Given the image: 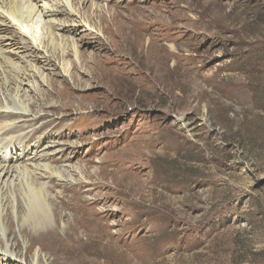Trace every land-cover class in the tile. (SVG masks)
I'll use <instances>...</instances> for the list:
<instances>
[{
    "label": "rangeland",
    "instance_id": "374dc122",
    "mask_svg": "<svg viewBox=\"0 0 264 264\" xmlns=\"http://www.w3.org/2000/svg\"><path fill=\"white\" fill-rule=\"evenodd\" d=\"M79 9L68 76L44 71L32 121L0 115V141L7 123L33 135L10 157L74 172L51 183L56 226L12 225L23 261L0 264L37 247L46 264H264V0ZM109 33L116 52L90 49Z\"/></svg>",
    "mask_w": 264,
    "mask_h": 264
},
{
    "label": "bare ground",
    "instance_id": "6f19581e",
    "mask_svg": "<svg viewBox=\"0 0 264 264\" xmlns=\"http://www.w3.org/2000/svg\"><path fill=\"white\" fill-rule=\"evenodd\" d=\"M86 1L0 0V115L4 113L12 119L25 117L32 121V117L38 114L35 113L37 105H40L36 96L40 87L48 85L44 71L49 75L56 67L60 75L68 76V54L70 52L76 61V40L82 39L87 29L85 25L90 23L79 9L80 3ZM108 36L105 42L103 39L97 41L90 49L116 52L113 48L115 40L110 33ZM4 128L3 132L11 135L0 141V260L22 262L23 254L16 252L13 237L9 236L11 226L21 237L24 226L35 231L36 235L56 226L55 211L60 205L55 208L52 203L55 195L51 183L53 180L70 181L74 172L64 169L68 179L63 180L60 170L40 162L44 154L39 155L36 151L31 157L24 158L25 151L22 150L15 157H10L9 153L16 145L23 147L25 141L33 139V135L24 137L20 132L12 135L17 128L15 124L7 123ZM3 143L8 146L1 151ZM50 233L48 230L46 235ZM24 245L25 249L29 246L31 253L33 245L27 242ZM44 257L37 247L29 257V264H46Z\"/></svg>",
    "mask_w": 264,
    "mask_h": 264
}]
</instances>
